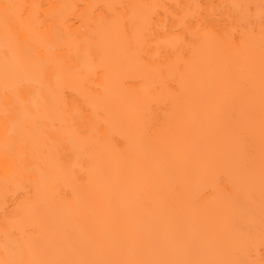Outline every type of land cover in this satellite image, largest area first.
Here are the masks:
<instances>
[{
  "label": "bare ground",
  "instance_id": "bare-ground-1",
  "mask_svg": "<svg viewBox=\"0 0 264 264\" xmlns=\"http://www.w3.org/2000/svg\"><path fill=\"white\" fill-rule=\"evenodd\" d=\"M0 264H264V0H0Z\"/></svg>",
  "mask_w": 264,
  "mask_h": 264
}]
</instances>
